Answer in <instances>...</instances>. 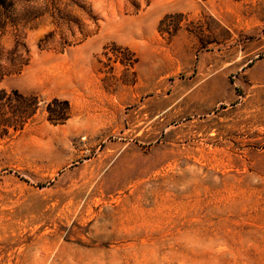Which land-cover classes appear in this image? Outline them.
<instances>
[{
    "label": "rangeland",
    "instance_id": "374dc122",
    "mask_svg": "<svg viewBox=\"0 0 264 264\" xmlns=\"http://www.w3.org/2000/svg\"><path fill=\"white\" fill-rule=\"evenodd\" d=\"M0 264H264V0H0Z\"/></svg>",
    "mask_w": 264,
    "mask_h": 264
}]
</instances>
